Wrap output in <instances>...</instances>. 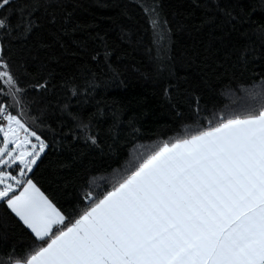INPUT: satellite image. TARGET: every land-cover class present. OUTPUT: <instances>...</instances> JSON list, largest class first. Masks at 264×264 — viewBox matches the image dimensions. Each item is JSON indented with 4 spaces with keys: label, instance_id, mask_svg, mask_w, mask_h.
<instances>
[{
    "label": "trees",
    "instance_id": "1",
    "mask_svg": "<svg viewBox=\"0 0 264 264\" xmlns=\"http://www.w3.org/2000/svg\"><path fill=\"white\" fill-rule=\"evenodd\" d=\"M5 16L24 91L0 103L45 141L28 175L69 220L162 142L264 107V0H12ZM36 246L0 206V260Z\"/></svg>",
    "mask_w": 264,
    "mask_h": 264
},
{
    "label": "snow or ice",
    "instance_id": "2",
    "mask_svg": "<svg viewBox=\"0 0 264 264\" xmlns=\"http://www.w3.org/2000/svg\"><path fill=\"white\" fill-rule=\"evenodd\" d=\"M142 7L160 43L159 14ZM5 88L24 91L0 57ZM0 136V206L37 242L0 264H264V107L162 142L109 190L87 193L74 220L28 175L45 141L2 103Z\"/></svg>",
    "mask_w": 264,
    "mask_h": 264
},
{
    "label": "built area",
    "instance_id": "3",
    "mask_svg": "<svg viewBox=\"0 0 264 264\" xmlns=\"http://www.w3.org/2000/svg\"><path fill=\"white\" fill-rule=\"evenodd\" d=\"M2 104L6 105L5 103H2Z\"/></svg>",
    "mask_w": 264,
    "mask_h": 264
},
{
    "label": "rangeland",
    "instance_id": "4",
    "mask_svg": "<svg viewBox=\"0 0 264 264\" xmlns=\"http://www.w3.org/2000/svg\"><path fill=\"white\" fill-rule=\"evenodd\" d=\"M1 137H2V136H0V140H1Z\"/></svg>",
    "mask_w": 264,
    "mask_h": 264
}]
</instances>
